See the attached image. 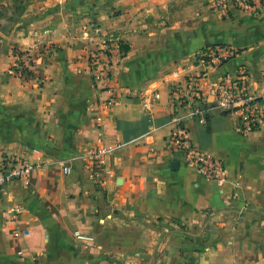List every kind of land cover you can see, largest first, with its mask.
<instances>
[{
	"label": "crops",
	"instance_id": "1",
	"mask_svg": "<svg viewBox=\"0 0 264 264\" xmlns=\"http://www.w3.org/2000/svg\"><path fill=\"white\" fill-rule=\"evenodd\" d=\"M201 1L45 0L11 33L0 31V156L34 166L0 191V264H105L100 250L93 263L68 248L73 229L83 231L96 213L162 230L166 243L149 254L161 258L155 264L170 257L177 258L170 264H264V131L243 135L214 108L227 79L245 84L251 109L264 112V12L229 4L222 16ZM94 31L115 32L129 47L114 43L112 85L127 93L103 113L102 129L95 106L109 86L90 61L103 43ZM208 47L231 53L212 67L197 58ZM190 78L209 98L213 88V112L185 116L184 124L194 145L225 166L222 187L187 167L166 140L170 92ZM154 93L161 98L147 111ZM103 143L111 148L107 166L92 168L82 156ZM17 207L23 240L12 234Z\"/></svg>",
	"mask_w": 264,
	"mask_h": 264
},
{
	"label": "built area",
	"instance_id": "2",
	"mask_svg": "<svg viewBox=\"0 0 264 264\" xmlns=\"http://www.w3.org/2000/svg\"><path fill=\"white\" fill-rule=\"evenodd\" d=\"M229 4L247 14L264 12V0H213V10L222 16H228V13H230ZM112 41L107 40L100 49L94 50L90 56L92 65L100 70L104 82L109 86V98L95 106V111L98 113L96 123L100 129L105 125L103 113L110 112L127 93L120 87L112 85L115 82L113 68L118 63L113 51L115 42ZM230 53V49L225 47H208L200 52L197 58L213 67V61L218 64L229 58ZM245 91V84L224 79L215 90L214 108L234 118L237 121L238 130L243 135L259 130L264 131V112L257 114L251 109L252 99L246 97ZM210 97L204 95L199 81L192 78L187 79L182 88L172 89L170 102L173 111L171 118L173 127L166 140L171 153L182 155L187 167L194 169L206 180L224 186L227 179L225 166L211 153L201 151L194 145L189 130L184 124L185 116L198 119L213 112V88ZM160 98V94L154 93L152 98L144 104L147 111H151L153 103ZM110 153L111 148L103 143L99 148L86 152L82 158L88 160L92 168L105 169ZM33 169L34 166L24 159L13 156H0V191L10 183L25 180ZM70 171V168L65 167L66 174H69ZM22 211L20 207H17L11 212V221L14 224L12 234L13 237L20 239L24 237L20 222ZM80 239L89 240L82 236H80Z\"/></svg>",
	"mask_w": 264,
	"mask_h": 264
},
{
	"label": "rangeland",
	"instance_id": "3",
	"mask_svg": "<svg viewBox=\"0 0 264 264\" xmlns=\"http://www.w3.org/2000/svg\"><path fill=\"white\" fill-rule=\"evenodd\" d=\"M27 1L30 3V5L28 6L25 14H27V12H29L30 10L28 15H31L37 13V9H35L36 8L35 6L39 5L41 2H44L45 0H27ZM201 2L203 7H205L204 0H202ZM11 3L12 0H0V8L3 5L4 6L10 5ZM207 6H209V10L213 13V0H210V3H208ZM25 14L19 19L17 26L21 25L26 21ZM142 19H141V24L145 25L144 21L146 18L142 17ZM0 22H4V21H0ZM151 29L153 32L161 31L159 30L160 29L159 27H151ZM93 35L100 38L101 42H103L101 47L105 44V42H107V40L108 41L113 40L112 41L113 43L114 42L116 43L118 42V40L119 41L121 40L119 39L118 34L115 32L101 33L98 31L96 32L94 31ZM122 45L128 47V45H125L122 41H120V47ZM144 215L145 214L139 216L146 218L149 216H155L156 214L152 213V214H147L145 216ZM95 217H97L95 221H92L88 226H84L83 231L79 230L78 228L73 229L72 236L74 241L72 243L68 242L69 245L68 248L74 250L78 249L81 250V252L83 253L88 252L89 253L88 259L93 263H95L98 259V254H99V252H97L98 250H100L103 253L102 255L100 254L101 255L100 257H102L105 264H155L156 260L158 261L161 259V258L153 257L152 255L149 254L153 249H158L163 243H166V241L162 240V236L160 235L162 230L156 229L155 227L146 224L131 225L129 222H120V221L114 222V220L111 217H107L105 219L100 218L98 213H96ZM104 220L105 222H101ZM173 227L174 228L178 227L181 230V232H185V233L191 232L190 230L191 227L188 225L182 224L181 226L177 225V227L175 226ZM204 232H210V231L204 229ZM81 235H87L91 238V240L85 241L83 239H80ZM14 239L23 240L15 237ZM203 243L206 242L204 241ZM212 243H213V247H215L216 246L215 244L220 242H216L215 240H213ZM24 254L25 253L23 254L19 253V256L20 257L25 256ZM38 260H39V256L36 257L37 262ZM162 260L165 261V264H170L171 262L177 260V258L174 257L162 258Z\"/></svg>",
	"mask_w": 264,
	"mask_h": 264
},
{
	"label": "trees",
	"instance_id": "4",
	"mask_svg": "<svg viewBox=\"0 0 264 264\" xmlns=\"http://www.w3.org/2000/svg\"><path fill=\"white\" fill-rule=\"evenodd\" d=\"M30 3L27 0H12L10 5L0 8V31L4 34L11 33L17 26L19 19L25 14ZM121 49L126 53L128 47L122 45Z\"/></svg>",
	"mask_w": 264,
	"mask_h": 264
},
{
	"label": "water",
	"instance_id": "5",
	"mask_svg": "<svg viewBox=\"0 0 264 264\" xmlns=\"http://www.w3.org/2000/svg\"><path fill=\"white\" fill-rule=\"evenodd\" d=\"M177 165V163L176 162H174L173 164H172V166H176Z\"/></svg>",
	"mask_w": 264,
	"mask_h": 264
}]
</instances>
